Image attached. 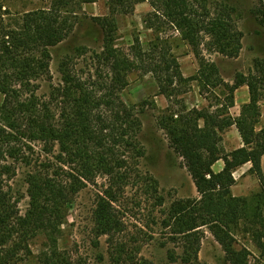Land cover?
I'll return each instance as SVG.
<instances>
[{
  "label": "trees",
  "instance_id": "obj_1",
  "mask_svg": "<svg viewBox=\"0 0 264 264\" xmlns=\"http://www.w3.org/2000/svg\"><path fill=\"white\" fill-rule=\"evenodd\" d=\"M73 2L53 0L49 8L24 13L13 24L0 14V264H86L77 244L61 250L58 242L71 205L88 186L96 190L91 234L97 251L105 238L99 264H153L140 256V234L128 230L129 187L152 202L150 216L155 210L161 214L151 223L162 229L165 241L178 246L180 254L168 251L171 263L206 264L198 255L207 230L228 264H264V128L258 129L264 62L254 60L248 75L236 73L230 84L204 55L239 56L243 33L236 10L208 0H107L106 16L87 17L69 9ZM141 3L151 8L143 24L153 39L146 49L138 37L120 48L116 17L132 15ZM248 17L264 31V0ZM171 31L197 62L190 77L182 75L172 54ZM79 34L87 36L90 47H74L59 62V83H50L52 51ZM132 73L151 75L166 98L157 128L181 160L198 197L165 206L158 182L141 172L142 116L148 102L129 106L122 100ZM45 81L49 90L40 94ZM194 82L201 94L216 95L214 106L186 108L180 97ZM243 86L249 101L233 116L235 92ZM232 127L241 146L225 152L222 135ZM219 161L223 168L215 172ZM246 164L259 189L248 197H234L233 173ZM17 177L24 193L10 186ZM25 197L28 206L22 214L18 205ZM142 235V242L151 239ZM238 237L255 247L256 257L239 246ZM39 238L44 243L35 254L32 244Z\"/></svg>",
  "mask_w": 264,
  "mask_h": 264
},
{
  "label": "rangeland",
  "instance_id": "obj_2",
  "mask_svg": "<svg viewBox=\"0 0 264 264\" xmlns=\"http://www.w3.org/2000/svg\"><path fill=\"white\" fill-rule=\"evenodd\" d=\"M73 1L69 9L76 11L79 15L102 17L108 13L107 0H91L92 2L90 3H81V0ZM260 1L208 0L209 3H226L233 7L236 10L234 18L238 30L243 33L242 50L236 59H226L217 54L204 52L205 58L217 65L224 80L230 84L236 73L248 75L254 67V60L257 59L264 62V31L258 28L253 20L248 17V11L258 7ZM52 2L53 0H0V14L3 15L6 23H11L24 13L49 8ZM150 11L151 8L148 3H143L136 6L132 15L116 17L118 30L116 45L118 47L126 48L130 46L134 37H138L143 48H147L148 43L153 39V34L150 30L145 29L143 19ZM255 31H262V34L257 36L255 35ZM168 37H170L172 54L177 58L182 75L186 78L194 75L198 69V65L189 48L180 40L176 33L171 31L168 33ZM77 46L90 47V40L87 36L81 34L74 35L52 51L50 83H59V62L63 57L71 54L73 48ZM45 82L41 85L40 94L46 93L49 90V83H47L48 81ZM243 89L248 90L245 86ZM121 98L129 106L139 105L144 101L148 102L144 107L146 110L142 116L143 128L141 140L145 156L141 160L140 170L141 172L150 173L158 182L159 193L164 198L165 206H168L177 199L198 197L190 176L181 165V160L168 148L164 133L157 128L156 119L167 108L168 103L166 98L159 94L152 76L140 75L138 73L130 74L128 76V86L121 93ZM180 100L187 109H200L210 104L214 106L216 95L214 93L201 94L197 84L194 82L191 83L190 91L180 97ZM1 101L2 98L0 97V104ZM259 105L261 117L258 129L264 128V96ZM239 111L240 108H233L230 113L233 116H237ZM222 138V146L225 152H230L238 147L237 133H231V129L225 132ZM261 167L264 174V159L261 160ZM222 168L223 163L219 161L214 165L213 170L218 172ZM250 168V164H246L233 173L235 184L231 188V193L234 197H248L258 191V180L254 174L249 172ZM97 182L100 184L102 180L98 179ZM10 186L13 190L19 189L23 193L25 192L20 177L12 181ZM95 191L92 186H88L75 198L68 211V216L63 222L62 237L58 242L59 249L61 250H67L74 244H77L86 264H99L97 256L100 252H104L106 248L105 238L100 239L101 249L99 251L92 244L91 211ZM126 196L130 201L127 205L130 212L125 216L129 221V232L133 235L140 234L141 236L146 233L151 237L146 242H142L141 236H138L140 238L139 243L142 244L140 256L151 261L153 264H181L179 261L171 263L168 259L169 250L180 254L178 246L165 241L162 229L151 223L152 217H155L157 220L161 217L158 210H155L152 216L149 215L152 210V202L144 200L140 196V193L131 187L126 190ZM27 204L28 199L25 197L18 205L22 214L26 211ZM140 229L142 233L139 232ZM238 239L239 246H246L251 251L253 258L257 256V250L250 242L242 240L241 237H238ZM43 243L44 240L39 238L32 244V250L35 254L43 247ZM163 243H165L164 246H162ZM198 257L201 262L206 264H228L224 259L220 246L214 241L207 230H205V238L202 241ZM18 264H33V262L24 261Z\"/></svg>",
  "mask_w": 264,
  "mask_h": 264
},
{
  "label": "crops",
  "instance_id": "obj_3",
  "mask_svg": "<svg viewBox=\"0 0 264 264\" xmlns=\"http://www.w3.org/2000/svg\"><path fill=\"white\" fill-rule=\"evenodd\" d=\"M141 4H143V3H141ZM243 88H244V86L243 87H240L235 92V107H234L235 109H239L243 104H246L249 101L248 90L246 91V89H243ZM234 132L237 133V130H236L235 127H232L231 128V133H234ZM237 142H238V147L237 148H239L241 146L240 145L241 140H240V137H239L238 133H237ZM262 159H264V157Z\"/></svg>",
  "mask_w": 264,
  "mask_h": 264
}]
</instances>
